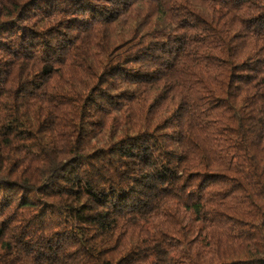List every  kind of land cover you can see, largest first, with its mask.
I'll return each instance as SVG.
<instances>
[{"label":"trees","instance_id":"obj_1","mask_svg":"<svg viewBox=\"0 0 264 264\" xmlns=\"http://www.w3.org/2000/svg\"><path fill=\"white\" fill-rule=\"evenodd\" d=\"M0 264H264V0H0Z\"/></svg>","mask_w":264,"mask_h":264}]
</instances>
